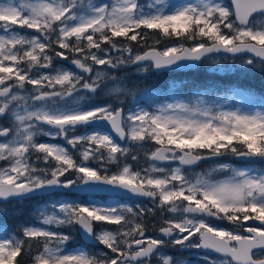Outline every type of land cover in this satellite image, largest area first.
<instances>
[{"label":"snow or ice","instance_id":"obj_1","mask_svg":"<svg viewBox=\"0 0 264 264\" xmlns=\"http://www.w3.org/2000/svg\"><path fill=\"white\" fill-rule=\"evenodd\" d=\"M152 32L191 43L134 53L131 43L146 44ZM220 53L264 74V0H0V217L45 200L19 232H0V264H264V99L257 108L234 92L249 111L214 110L202 96L156 111L94 101L108 89L109 73L97 66L179 73L219 64L227 59ZM112 83L108 93L125 91L118 78ZM140 152L149 166L134 169L128 159L138 162ZM205 161L213 163L196 172ZM97 191L150 206L75 195ZM149 216L160 217L157 236L147 234ZM73 230L83 245L70 246Z\"/></svg>","mask_w":264,"mask_h":264},{"label":"rangeland","instance_id":"obj_2","mask_svg":"<svg viewBox=\"0 0 264 264\" xmlns=\"http://www.w3.org/2000/svg\"><path fill=\"white\" fill-rule=\"evenodd\" d=\"M95 2H99V0H95ZM151 2H152V0H144L142 3L148 4V3H151ZM188 2H193L194 3L195 0H166V3H168L169 5L175 4L177 6H179L181 4H184V3H188ZM152 42H154V40L150 42V45L152 44ZM181 42L185 43L186 46L191 43V41L177 40L175 38L170 39V41H162V40H160V43L157 44L158 45L157 49L163 50L166 47L173 46V45L179 44ZM133 43L137 44L136 42H132L131 43V47L133 49H135L137 51L139 50V52H140V49L142 48L141 51L142 52L144 51V49H143L144 43L138 44V47L134 46L135 44H133ZM219 57H223V56H217V58H219ZM202 65H203L202 67H218L220 69H225V70H229V71H233V72H243L241 69L247 67L246 65H243V64L239 63L238 61H233L232 58H227L226 60H221V62L219 64H211L210 62H206V63H204ZM57 67L67 68L65 66H57ZM133 70H134L133 73H127L122 78H119L121 86L125 89V91L122 93V96L127 98L126 99L127 103L128 102L131 103L133 100L137 99L134 96V93L136 91L137 94H139L141 96L143 101L149 102V100L146 99V98H148L146 96V92L144 90H142L143 85H144V83H145V81L147 79L148 74L138 72L136 70V68H134ZM101 71H103V70H101ZM137 77H138V79H137ZM140 78H142V79H140ZM134 81H136V82H134ZM112 86H113V83L108 86V89H111ZM108 89H106L104 91L106 95L117 94L115 92L108 93ZM84 95H88V94L84 93ZM198 96H202V98L208 104L213 106L214 110H225V111H227V110H236L238 108L241 109V110H244V111L254 110V109H252V108H250L248 106L249 105V101L247 99L243 98L240 95H234V93L233 94L224 95L222 97H219V98L213 99V100L207 99L204 94H200ZM94 99H95V97H94ZM188 99H189L188 102L195 103L197 97L196 98H188ZM177 100H184L185 101V99H182L177 94H175L174 96H172V98L170 100L166 101L165 103H162V104L158 105L157 109L163 104L173 103V102H176ZM137 103H138V105L135 108H132V109L138 110L140 108H143V109L149 111V108L145 104H143L140 101H137ZM255 106L257 108L260 107V105H255ZM84 131H85V129L80 130L79 133H76V134L77 135L83 134ZM87 131H91V129L89 128V129H87ZM57 140L58 139L49 140V143H57V144L64 145L66 147V145L62 142L63 139H59L60 141H57ZM149 147H152V145H149ZM69 151H72V150L69 149ZM141 153H142L143 157H140V160L138 162L131 161V158L128 159V162L133 165L134 169L137 168V167H148L149 166L150 162L146 161L144 159V153L143 152H141ZM206 163H207V168H208V167H210L212 165L213 162L212 161H206ZM174 166H177V165L172 164V165H169V166L167 165L166 167H174ZM114 171H116V166L115 165H111V172H114ZM65 190H69V189H65ZM69 194H71V193L69 192ZM55 198L56 197H54L52 199H55ZM69 198H72V197L70 196ZM102 198L103 199L94 198V200H96L97 203H103V202L113 203L115 201L114 199H109V198H105V197H102ZM90 199H93V198H90ZM126 203H128V202H126ZM128 204L130 206H135V207H140V206L148 207V206H150V201H147V202H132V203H128ZM27 206H28L27 208L29 210L31 205H27ZM50 211H51V209H50ZM19 213H20V211L10 212L9 214H7L5 216L0 217V232H9V233L19 232L24 227V225L26 223L33 222V218L36 216V214H32L31 217H29L26 221H23V219L21 217H18ZM151 218L152 217L149 216L148 223L151 221ZM8 227L11 228V229H9ZM100 227H104V225L98 226L97 230H99ZM107 227L115 228L116 226L115 225H109ZM53 230H57V229L54 228ZM75 245H77V243L74 240H72L70 246L71 247H75Z\"/></svg>","mask_w":264,"mask_h":264},{"label":"trees","instance_id":"obj_3","mask_svg":"<svg viewBox=\"0 0 264 264\" xmlns=\"http://www.w3.org/2000/svg\"><path fill=\"white\" fill-rule=\"evenodd\" d=\"M225 2L227 3V0ZM150 39V42L153 41L152 37ZM150 42L149 44L146 42L143 49L154 47V43L152 42L150 45ZM144 89L146 96L150 98V104L167 100L172 93L184 99L195 97L201 93L211 100L240 91L252 97L255 105H260L261 100L264 99V74H261L259 70L255 73L233 72L225 69L221 70L218 67L201 66L186 73L171 72L159 74L156 78L151 76L144 85ZM30 209L35 211L37 204H31ZM72 236L76 243H81L76 230L72 231Z\"/></svg>","mask_w":264,"mask_h":264},{"label":"flooded vegetation","instance_id":"obj_4","mask_svg":"<svg viewBox=\"0 0 264 264\" xmlns=\"http://www.w3.org/2000/svg\"><path fill=\"white\" fill-rule=\"evenodd\" d=\"M19 31L32 33V30H28V29H19ZM118 39H120L123 44H127V41L124 40L123 38H118ZM133 44H135V43H133ZM134 46H136V44ZM133 51H134V53L139 52V51H137L135 49H133ZM111 55H112L113 58H116L120 54L113 51L111 53ZM124 55L126 56L127 53H124ZM56 66H65L67 68H71L70 67V61H58ZM97 68H98V70H103V71L109 73L108 79H106L104 81V83H106L109 86V85L112 84L113 78H118L119 79V78H122L127 73H133L134 72L133 69L136 68V67L131 65V64H126V65H121L119 68H115V69H110V68H107V67H104V66H97ZM71 70H73V69L71 68ZM73 71H75V70H73ZM137 79H138V77H137ZM140 79H142V78H140ZM134 82H136V81H134ZM136 94H137V92L135 91V93H134L135 97H136ZM94 97H95L94 101L96 103H102V102H105V101H112V102H115L116 104L122 105L125 109H127L128 106L132 105L129 102L127 103V101H126L127 98L122 96V94L106 95L105 92H101L100 94H97ZM137 105H138V103L135 102V107ZM80 130H83V129H78L77 133H79ZM38 139H39L40 142H49V139L47 137L41 136ZM57 141H60V140L58 139ZM62 142L66 145L67 148H69V146L66 144V141L63 140ZM119 143H121V142H119ZM139 155H140V157H143L141 152L139 153ZM0 164H2V162H0ZM175 165H177V163ZM107 167L109 168V171L111 172V165H108ZM194 170L196 172H200V171H203V168L196 167ZM109 199H114V200L121 199L123 202H128V203L138 202V201H135V200H129L127 198H119V197H109ZM44 203H45L44 199H33L31 201H28V202H21V210H20L19 216L23 219V221H26L27 218H29L31 216V211L32 210L30 208L28 210V208L27 207L25 208V206L31 205V204H37V205H40V207H41ZM211 222L215 223L216 225H218L220 227H223V228L230 227V225L228 224L227 221L212 220ZM159 227H160V217L157 216L155 220H153L151 218V221L149 222V231H148L147 234L151 235V236H157ZM90 249L92 251H107V249H105L102 245H100L97 248H90ZM168 251L169 252H173L174 250L173 249H168ZM192 254L193 255H198L200 257H203L205 255L208 256L209 258L218 257V254H216L214 252H211V251L204 252L202 250H195V249L192 250ZM201 264H203V260H201Z\"/></svg>","mask_w":264,"mask_h":264},{"label":"water","instance_id":"obj_5","mask_svg":"<svg viewBox=\"0 0 264 264\" xmlns=\"http://www.w3.org/2000/svg\"><path fill=\"white\" fill-rule=\"evenodd\" d=\"M229 2H230V0H229ZM217 55H224V56H229V57H231L230 56V54H226V53H220V54H217ZM199 66V63H197L193 68H191V69H185V70H183V71H181V72H187V71H190V70H194V69H196L197 67ZM169 70H165V71H163V72H168ZM101 129H103V130H105V131H108V132H110L111 134H113L114 136H115V133L114 132H111V129H110V127L109 126H107V125H104L103 127H101ZM116 137V136H115ZM117 138V137H116ZM118 139V138H117ZM61 191H63V189H57L56 190V192H61ZM70 192H72L73 193V190L71 189L70 190ZM77 194H79V193H77ZM92 194H95V195H111V196H113L112 194H110V193H108V192H104V191H97V192H94V193H92ZM80 195H88V194H80ZM122 197H126V198H132V199H137V200H147V198H143V197H137V196H132L130 193L129 194H124ZM249 223H251V222H249ZM79 232V234H80V236H81V238H82V233L80 232V231H78ZM82 240H83V238H82ZM84 241V240H83ZM98 246V245H97Z\"/></svg>","mask_w":264,"mask_h":264}]
</instances>
